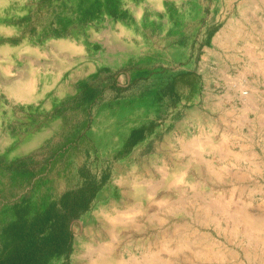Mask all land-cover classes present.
I'll return each mask as SVG.
<instances>
[{
	"label": "rangeland",
	"instance_id": "obj_1",
	"mask_svg": "<svg viewBox=\"0 0 264 264\" xmlns=\"http://www.w3.org/2000/svg\"><path fill=\"white\" fill-rule=\"evenodd\" d=\"M113 206L132 214L117 256L264 264V0H9L0 264H83L76 239L111 241ZM240 210L261 223L248 238Z\"/></svg>",
	"mask_w": 264,
	"mask_h": 264
},
{
	"label": "bare ground",
	"instance_id": "obj_2",
	"mask_svg": "<svg viewBox=\"0 0 264 264\" xmlns=\"http://www.w3.org/2000/svg\"><path fill=\"white\" fill-rule=\"evenodd\" d=\"M8 5H9V0H0V13L2 12V10H4L6 7H8ZM22 86L23 85L19 84V83L14 85L16 90L18 89L20 91L22 90L21 89ZM246 111H248V110H246ZM230 154H232V153H230ZM225 155H227V154H225ZM179 178H181V177H179ZM179 178H178V180H180ZM137 181L138 182H136V184L139 185L140 188L148 187V189L150 190V193H148L150 198L155 194V192H154L155 185L154 184L150 185L151 180L146 181V180H144V178L138 177ZM140 205H141V208H140V210L138 212L142 213V212L145 211V208H144L145 205H144V203H140ZM210 208H212V207H210ZM213 208H215V206ZM100 209L101 210H98V212L100 214H102L103 216H105V218L110 223L109 233H110V236H111L112 239H111V241H105L104 242V241H102L100 239L97 240L95 238V236H94L95 234H91V233H87L86 236L77 238L76 241H75V245L78 246V247H81V248H85L87 250V255L84 257L85 258L84 259L85 260L84 261L85 264H139L140 262H138L137 257L135 255H133V254L129 253L130 255H128V257H126V256L125 257L124 256L120 257V256L115 255L114 245H113V243L116 242L117 239H118V236L116 234V231H117L118 227H120L122 225H125L126 222H129V219H131L132 214L129 213V211L125 212V211L119 210L117 208V206H113V210L112 211H110V210L107 211V210H105V208H100ZM221 209L223 210L224 208H221ZM228 209H229V206H228ZM148 212H149L148 210L145 211V213H148ZM234 215H235V217H234V219H232V221H233L232 225H234V231L232 233H235L236 235L243 234L245 237L248 238V236L253 234V232H257V230H258L257 229V225L261 224L260 222H258L259 220H256L255 218H253L251 215H249L247 212H244L243 210L236 211V214L234 213ZM132 223L135 224L134 225L135 227H138V225L135 222H132ZM255 225H256V227H255ZM255 235H256V233H255ZM185 247H186V245H185ZM163 248H165V247H163ZM210 250H211V252H200L199 254H200V256H203V257H206V258H210L213 255L220 256V254H221V253L219 254L218 252L214 251L212 246H211ZM166 253H168V251ZM170 253H171V251H170ZM155 258H156V256H155ZM155 258L154 259L151 258L150 261H152V260L155 261ZM84 262H83V264H84Z\"/></svg>",
	"mask_w": 264,
	"mask_h": 264
},
{
	"label": "trees",
	"instance_id": "obj_3",
	"mask_svg": "<svg viewBox=\"0 0 264 264\" xmlns=\"http://www.w3.org/2000/svg\"><path fill=\"white\" fill-rule=\"evenodd\" d=\"M52 219V213L50 211L45 212L41 217H37L35 224L38 226V224L41 225H46L48 224ZM36 226H33V228ZM36 229L39 230V228L36 227ZM70 236V234L67 232L66 228H63V230H60L51 240V242L49 243H55V249L57 251H61L62 250V244L64 245L68 239V237ZM28 255L26 257H29V259H33L35 257V253L34 252H29L27 253ZM27 259V258H26ZM28 260V259H27Z\"/></svg>",
	"mask_w": 264,
	"mask_h": 264
}]
</instances>
